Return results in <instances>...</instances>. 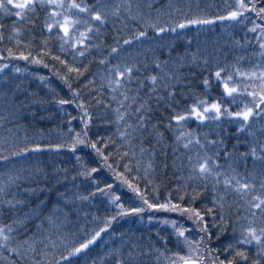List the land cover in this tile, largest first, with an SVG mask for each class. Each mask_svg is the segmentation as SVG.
Instances as JSON below:
<instances>
[{
	"label": "snow or ice",
	"instance_id": "1",
	"mask_svg": "<svg viewBox=\"0 0 264 264\" xmlns=\"http://www.w3.org/2000/svg\"><path fill=\"white\" fill-rule=\"evenodd\" d=\"M220 9L209 16L198 0H0V44L7 32L17 46L0 48V264H264V0H222ZM217 21L244 27L243 42L228 46L244 49L231 52L235 62H222L230 52L221 57L219 47L191 50V40L181 51L185 30ZM246 58L250 67L242 70ZM13 60L49 69L69 89L71 99L53 96L78 110V117L68 113L66 129H35V106L51 101L7 72L23 71ZM197 77L204 92L193 87ZM213 78L221 92L209 100ZM94 123L114 131L91 134ZM62 152L73 168L49 171L40 160ZM102 170L131 193L130 203L97 178ZM169 172L178 183L162 194L156 177ZM45 191L56 193L50 208L45 200L30 207L21 196ZM97 196L103 217L85 208L98 207ZM145 213L171 232L113 229ZM157 213L184 217L199 237Z\"/></svg>",
	"mask_w": 264,
	"mask_h": 264
},
{
	"label": "trees",
	"instance_id": "2",
	"mask_svg": "<svg viewBox=\"0 0 264 264\" xmlns=\"http://www.w3.org/2000/svg\"><path fill=\"white\" fill-rule=\"evenodd\" d=\"M193 4L197 2V0H192ZM199 5L201 8L204 9L205 13L209 16L215 15L218 13L220 9V6L222 4V0H198ZM208 5H211V7H208ZM248 23V22H246ZM248 26L251 27V24L248 23ZM187 32V35L184 40H179L177 43L180 46L181 51L183 50V47L186 44V40H191V50H195L197 47L207 51H212L214 47H219L221 49V57L223 55V52H230V54L227 57V60L224 61L222 59V62H235V56L231 54V52H235L237 54L243 55L244 49H232L230 51L229 45L232 43V41L235 40H241L243 42V38L245 35L244 27L243 25H236L234 27L229 26V22H220L217 21L214 25H209L203 30H197V29H189L185 30ZM36 36V39L32 42L33 43V54L35 55L36 51L38 50V46L40 43L41 33L39 30L33 33ZM44 35H47L45 32ZM175 34L170 33L169 36H174ZM251 36V34H249ZM22 40L27 41L29 39V36L27 33H25L22 37ZM50 47L52 48L54 53H58L59 48V41L56 39H52L49 42ZM5 46L13 47L15 50L17 46L14 42H10L7 39V32H5V39L2 44H0V48H3ZM247 51L250 53L252 52V48L250 46H246ZM6 55L7 53H2ZM62 58L63 57V54ZM46 62H48L50 65L55 64L54 61H51L50 59L46 58ZM87 62V61H85ZM13 65L20 67L23 71L21 73H14L12 71V68L10 67L7 72L16 77L18 80L25 81V85L29 87L30 90L36 91L40 96L46 97L50 103L46 104L43 109H41L38 105L35 106L36 111V118L33 121L34 127L37 130L42 129L46 134L50 129L55 128H67V118L68 113H71L73 116L78 117V110L75 107V104L71 105H64L60 106L57 105L54 100L53 96L58 94V97L60 98H66L71 99V93L69 92V89L59 80L56 78V76L53 74V72H50L49 69L44 68L43 66L39 65H33L26 61L21 60H13L11 62ZM56 67H60L59 65H56ZM250 67V63L248 62V59L246 58L244 61L241 62V68L242 70H246ZM96 71V65L92 64L90 65L89 72L85 75L90 77V74L92 72ZM37 75H42L46 78L44 82H41L39 79L36 78ZM81 81L84 80V77L80 78ZM47 83L49 85V88L54 89L55 92H50L49 88H46L44 85ZM78 81H73V87H76ZM193 87L197 92H204V87L201 83H199V77H197L193 82ZM208 92V99L211 100L213 98H216L220 95L221 89L218 87L216 81L212 80L211 87L207 90ZM191 101V97L189 98V102ZM61 108L64 110L61 111ZM43 116L44 119H40V117ZM29 119H32L29 117ZM72 125L74 128L79 130V119L74 120L72 122ZM192 127H195V123H192ZM106 128H110L111 131H114V127L102 125V124H96L94 123L91 128V134H95L97 132L107 134L105 132ZM0 134L3 133L2 130H0ZM50 139L54 142L56 140V134L55 132L52 133ZM81 155L85 157V159L88 161L90 165L93 164V158L90 155V150L88 149H82L80 152ZM41 162L46 165L51 171L52 169L56 167L60 168H73L75 165V160L71 156V154L67 152H62L61 154H44L40 157ZM27 166V165H25ZM98 179L106 180L109 183H113L114 187L117 189V192H123V200L126 204L130 203V197L131 193L127 192L126 188H122L119 186L118 182H115L112 180L111 174L107 171H100L96 174ZM82 179V178H81ZM80 182V181H78ZM156 183L161 184V193L164 194L167 192L169 188L174 189L175 185L178 183L174 176L169 172L167 175H158L156 177ZM60 191H64V187H59ZM74 191V189H73ZM206 195L209 197L210 200V193H206ZM21 196L27 200L30 201V207H35V205L39 202V200H45L47 203V207L52 206V202L56 198L55 191H45V192H38L36 196H28L27 194L22 193ZM134 199V198H133ZM103 200V197L97 196L95 201H93V204L98 205V207H93L90 205H85V208L90 212H95L98 216L103 217L105 215L106 210V204H102L101 201ZM210 206V205H209ZM26 210V209H25ZM151 213H145L143 215V219L137 218V217H127L123 220H121L119 223H113V229H115L117 232L119 231H126L131 230L136 233V235H140L141 233L144 234L145 237L149 235H154L156 231H159L161 235L167 236L171 229L168 226L162 225L159 223L158 220H153L151 223L148 221L147 217ZM158 217L163 216H169L171 218L177 219L180 223H182L186 228L190 229L189 233H186V235H189L190 238L195 239L199 237V233L195 230V225L191 223V221L185 219L184 217L177 216L174 213H157L155 214ZM81 216H83V213H81ZM4 222H7V217L3 218ZM89 220H91V217H88ZM209 225H211V217L207 218ZM83 223V220L81 221ZM79 225H77L78 227ZM88 227H91L92 225H87ZM105 239H107V236H105ZM215 239V238H214ZM103 243V241H101ZM169 247L175 251V247L170 243ZM96 251H100L99 245L96 246Z\"/></svg>",
	"mask_w": 264,
	"mask_h": 264
}]
</instances>
